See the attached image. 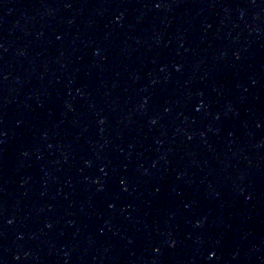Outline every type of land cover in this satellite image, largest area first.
<instances>
[{"label": "water", "instance_id": "95a60500", "mask_svg": "<svg viewBox=\"0 0 264 264\" xmlns=\"http://www.w3.org/2000/svg\"><path fill=\"white\" fill-rule=\"evenodd\" d=\"M0 264H264V0H0Z\"/></svg>", "mask_w": 264, "mask_h": 264}, {"label": "snow or ice", "instance_id": "6c2138e0", "mask_svg": "<svg viewBox=\"0 0 264 264\" xmlns=\"http://www.w3.org/2000/svg\"><path fill=\"white\" fill-rule=\"evenodd\" d=\"M157 7H159V5H157Z\"/></svg>", "mask_w": 264, "mask_h": 264}]
</instances>
